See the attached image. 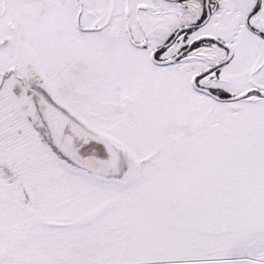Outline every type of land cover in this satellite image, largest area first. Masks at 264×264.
I'll return each mask as SVG.
<instances>
[{
  "label": "snow or ice",
  "instance_id": "1",
  "mask_svg": "<svg viewBox=\"0 0 264 264\" xmlns=\"http://www.w3.org/2000/svg\"><path fill=\"white\" fill-rule=\"evenodd\" d=\"M0 264H264V0H0Z\"/></svg>",
  "mask_w": 264,
  "mask_h": 264
}]
</instances>
